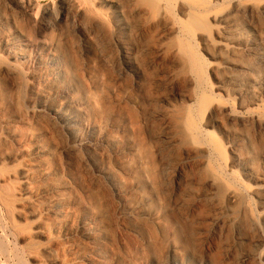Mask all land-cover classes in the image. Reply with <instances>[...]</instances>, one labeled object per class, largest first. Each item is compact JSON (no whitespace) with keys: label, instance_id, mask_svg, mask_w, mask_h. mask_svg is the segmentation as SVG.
Masks as SVG:
<instances>
[{"label":"bare ground","instance_id":"6f19581e","mask_svg":"<svg viewBox=\"0 0 264 264\" xmlns=\"http://www.w3.org/2000/svg\"><path fill=\"white\" fill-rule=\"evenodd\" d=\"M0 212L33 264H264V0H0Z\"/></svg>","mask_w":264,"mask_h":264},{"label":"rangeland","instance_id":"374dc122","mask_svg":"<svg viewBox=\"0 0 264 264\" xmlns=\"http://www.w3.org/2000/svg\"><path fill=\"white\" fill-rule=\"evenodd\" d=\"M38 1H40L42 4H46V3H48V2H58L59 0H38ZM150 57V56H149ZM149 57L147 58V63H149L150 61H152L151 60V58L149 59ZM116 59V62L118 61V59H117V57L116 56H114L113 57V60H115ZM155 62V66H154V64H152V67H153V69H152V71L154 72V77H155V79H154V83L156 84V83H158V84H156L155 86H154V91H153V94L155 95V96H158V97H155L157 100H158V98H160V97H163L164 95H166V94H168V90L170 91V89H171V87H170V84H169V79H168V76H167V68H165L164 66H162L161 64V62L159 61V60H157V61H154ZM159 63V64H158ZM158 65V66H157ZM159 65H161V67L159 66ZM154 67H157V68H154ZM156 72H155V71ZM162 72V73H161ZM114 76V84L117 86V90H118V92H119V94H120V96H121V98H123L125 95H126V92H127V84H128V82H127V80H126V78H125V76H122L121 75V73H120V71H119V69L117 68V69H115L114 70V72H112V77ZM118 83V84H117ZM162 95V96H161ZM153 97V96H152ZM153 99L154 101H156V99ZM152 100V99H151ZM153 101V104H152V101H150V105H151V107L152 108H150V106H149V113H147V118L146 117H144L143 116V122H144V131H145V135H146V137H147V141H148V144L150 145V144H155L154 146H156L157 145V147L160 149H164L165 148V145H163V147H162V144H161V140H160V135H161V133H163L165 130H164V125H162L163 123H161L160 121L161 120H163L162 118H159V119H156L155 117H151V115L152 114H154V113H160L161 111H162V105L159 107V105H158V102H154ZM157 103V104H156ZM154 107H153V106ZM156 110H155V109ZM153 109V110H152ZM155 110V112H153ZM163 112V111H162ZM161 112V113H162ZM157 115V114H156ZM150 118V119H149ZM149 119V120H148ZM156 121H155V120ZM158 120V121H157ZM149 121V122H148ZM152 121V122H151ZM154 121V122H153ZM155 123V124H154ZM147 124V125H146ZM161 126V127H160ZM163 128V129H162ZM161 130H163V131H161ZM159 142V143H158ZM161 145V146H160ZM0 215H1V222H0V264H33V262L30 260L29 261V259L27 258V257H25V258H23L22 256L24 255L23 253H22V251H21V244H20V242H18V240H16V238L13 236V235H11V232H9L10 230L7 228V224H8V221H7V219H6V217L4 216V214H1V212H0ZM3 215V216H2ZM4 217V218H3ZM3 219V220H2ZM5 220H6V222H5ZM3 224H4V226H3ZM208 227V226H207ZM209 228V227H208ZM207 228V229H208ZM211 228V227H210ZM8 229V230H7ZM188 231V233L186 232V234H185V236H187V234L189 235V236H187V238L189 239V238H191V239H189V240H191L190 242V244H189V248H192L191 250H192V252L194 253L195 252V254L196 255H198V256H203L204 255V248H203V242H200V240H197L195 237V235L194 234H190L191 232H192V230H187ZM191 231V232H190ZM192 236V237H191ZM216 238H214V240H213V243H214V247L216 248V253H217V255H218V257L220 258H222V256L223 257H225L224 256V254L226 255V254H228V251H226L227 250V247L228 248H230V244H229V246L227 245V247H225L226 245H224L225 244V242H222V241H224V239L223 240H221L219 237H220V233H219V237H218V235H216L215 236ZM192 238H194V239H192ZM193 240V241H192ZM196 243H195V242ZM197 241H199V242H197ZM216 241V242H215ZM223 244H222V243ZM202 244V245H201ZM216 244V245H215ZM227 244V243H226ZM221 246V247H220ZM19 248V249H18ZM195 250H194V249ZM18 249V250H17ZM217 249H219V250H217ZM229 250V249H228ZM241 251V249H237V251H236V253H238L237 255H235L234 254V256L235 257H238V255L240 256V254L242 253V251ZM18 251V252H17ZM200 251V252H199ZM203 251V252H202ZM22 253V254H20V253ZM227 252V253H226ZM240 252V253H239ZM16 253H18V255L16 254ZM202 253V254H201ZM219 253V254H218ZM222 253V254H221ZM222 255V256H221ZM25 256V255H24ZM216 257V256H215ZM218 257H216V258H218ZM235 257H233V258H235ZM21 258L23 259L22 261H21ZM27 258V259H26ZM232 258V260L230 261V264H238L237 263V261H236V258L235 259H233ZM239 258V257H238ZM27 261H28V263H27ZM233 261V262H232ZM20 262V263H19ZM23 262V263H22ZM26 262V263H25ZM232 262V263H231Z\"/></svg>","mask_w":264,"mask_h":264}]
</instances>
